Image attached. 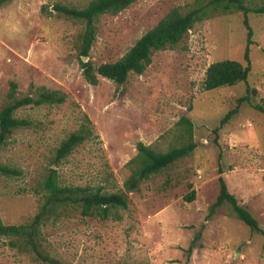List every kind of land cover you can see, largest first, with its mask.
Masks as SVG:
<instances>
[{"label":"rangeland","instance_id":"obj_1","mask_svg":"<svg viewBox=\"0 0 264 264\" xmlns=\"http://www.w3.org/2000/svg\"><path fill=\"white\" fill-rule=\"evenodd\" d=\"M89 0H14L0 8V111L9 102L11 83L17 95L61 91L60 105L22 108L31 128L15 130L0 151V162L23 175H0V221L28 222L37 212L39 186L61 142L80 129L86 115L94 137L58 167L64 185L126 191V164L137 145L166 147L161 137L182 117L195 124L194 153L127 192L129 207L121 221L66 218L44 229L50 253L69 264H187L186 251L198 231L188 264H264V235L252 233L228 204L208 219L216 201L220 171L228 188L264 230V114L249 106L218 134L213 130L245 95L247 85L206 91L203 83L215 62L244 61L247 31L243 14H218L197 23L177 49L157 51L142 75L131 73L118 86L99 77L89 84L82 74L76 42L81 22L55 11V4L84 7ZM197 0H139L118 15L106 14L88 61L98 67L121 59L146 32L175 7ZM263 5L264 0H248ZM45 8L47 10H45ZM250 87L253 103L264 105V15L251 14ZM196 191L193 202L185 196ZM0 264H40L0 237Z\"/></svg>","mask_w":264,"mask_h":264},{"label":"trees","instance_id":"obj_2","mask_svg":"<svg viewBox=\"0 0 264 264\" xmlns=\"http://www.w3.org/2000/svg\"><path fill=\"white\" fill-rule=\"evenodd\" d=\"M12 1L14 0H0V8ZM138 1L89 0L84 7L54 5L58 15L83 24V29L77 36L76 46L82 56L80 58L82 74L89 84L97 85L101 76L122 86L128 81L131 73L142 75L151 65L152 57L157 51L177 49L185 35L197 23L210 16L240 12L243 14V25L247 31L245 64L231 59L217 61L208 68L203 83L206 91L240 84L248 87L245 95L237 100L236 107L230 110L220 121L219 126L213 130L217 146L219 131L239 113L242 106L252 107L264 114V105L252 102V97L257 96V90L249 85L252 73L251 47L255 44L249 16L264 15V4L252 6L249 5L248 0H197L191 6L175 7L156 26L138 39L118 61L106 62L98 67L92 61L85 62L83 57L89 58L96 41L100 18L106 14L118 15ZM17 90L18 85L15 82L11 83L9 102L0 111V151L7 145L15 130L33 126L29 119L17 116L20 109L31 106L60 105L67 98L61 91L47 89L37 95L19 97ZM83 118L84 123L80 129L64 139L55 151L52 165L39 186L40 199L35 215L28 222L19 225H7L0 221V237L8 239L11 248L29 254L40 264H69L53 256L48 250L44 237L46 227L71 217L121 221L123 218L121 212L129 207L127 192L139 190L143 182L190 157L198 146L195 141L194 122L188 117H182L172 130L161 137L166 147L138 143L137 154L126 164L130 171L124 184L126 191L109 192L105 187L64 185L61 183L58 167L74 150L94 137L90 119L86 115ZM222 173L220 171L218 178L219 195L209 208L208 219L213 217L218 209L228 204L234 217L249 227L252 233L264 235V230L257 218L230 192ZM0 175L17 178L22 176L23 172L0 162ZM195 199V190L185 196L187 202H193ZM202 232V230L197 232L186 251L187 264L197 243L202 239Z\"/></svg>","mask_w":264,"mask_h":264},{"label":"water","instance_id":"obj_3","mask_svg":"<svg viewBox=\"0 0 264 264\" xmlns=\"http://www.w3.org/2000/svg\"><path fill=\"white\" fill-rule=\"evenodd\" d=\"M83 60H84L85 62H87V61H88V58H87V57H83Z\"/></svg>","mask_w":264,"mask_h":264}]
</instances>
